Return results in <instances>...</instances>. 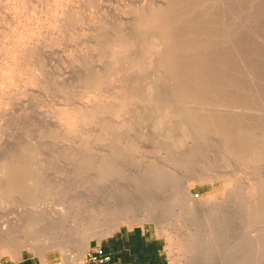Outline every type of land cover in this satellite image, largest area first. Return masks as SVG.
<instances>
[{
    "label": "rangeland",
    "instance_id": "obj_1",
    "mask_svg": "<svg viewBox=\"0 0 264 264\" xmlns=\"http://www.w3.org/2000/svg\"><path fill=\"white\" fill-rule=\"evenodd\" d=\"M134 1L135 0H0V164H2V162H5L12 163L13 165H22L24 164V160L28 157L26 163H31L32 167L34 165L33 174L34 176H36V181H38L39 178V182L41 183L40 186L48 185L47 188L50 187V190L54 191L55 193L61 194V199H65L66 194H68L64 202L65 205H68L66 207L67 209H63L66 213L63 214L62 217L61 215L56 216L58 218L61 217V219L52 218V216H50L51 214H48V220L51 219L54 223L50 220L51 223L49 224L45 232H43L42 230V232H39L37 235H34L32 233V235H29L28 233H26L27 236L24 232H21V234H23V236L21 235L22 238H20L21 236H18L21 230V228L19 229V222L21 221H19V219L17 218L19 217L17 211H19L18 209H20V206L18 207V203L20 204V200L18 201L17 195L15 194L12 196L10 201L6 200L5 202L1 199L2 197L0 194V200L4 201V203L2 202V204H0V207H2L0 209V227L3 223H5L6 225V223L9 222L6 226L7 229L10 228L11 230L8 229V232H13L11 234L9 233L10 235L5 232L6 236L4 233L3 235L2 232H0V264H6L13 259L20 258L23 254H29L31 256L35 255L42 258L43 260H45L46 257H49V264H65L67 262V258H69L67 254L71 252L76 254L77 257H80V255H78L79 252L72 245V243L74 242V240L80 237V235L86 232L84 230H86L88 226L87 220L98 221L96 224L97 226H99L97 230H100V232L98 231V234L103 235V232L101 233V230L108 229L110 227V224H112V218L115 216L114 212L109 210V208V212H107V207L104 204H112L116 199H119L122 196L123 191L129 192V196L131 197L134 195L133 198L138 203L136 205L139 208H142H138L139 210L135 209L136 211L134 209L132 210V214L134 213L135 216L131 214L126 217L123 216V218H127V220L124 219L112 234L127 226L133 227L137 225L148 224L153 229V231L162 238L165 244V255L168 257L169 264H199V262L200 264H207V261L211 260L208 258L215 255L214 252L217 249H212V247H209L212 251H210L208 248L206 250H201L197 246L200 247V245L203 244L202 242H204V238H207L205 236L207 235V233H209V230L211 228V224H209L207 218L205 217L207 215H204V213L207 209H211L212 206L216 204V208H214L213 210L211 209L212 211H214V217L212 220L214 223H217L220 228L226 226L224 227V229L221 228V231L224 232L226 230L225 232H227L228 230L227 233L231 236V240L229 243H227V246L229 248L235 249L236 262L238 258L240 262L241 258L243 259L244 257L243 262H246V264H253V262L254 264H264V221L262 222V220H264V201H261L262 199H264V194L262 193V191L264 192V182H262V179L264 180V152L263 157L259 155V152L255 153V155H258V158L256 156L252 158V156L248 154L249 152H247L250 158L247 157V154H243L242 158H244V156L245 158L240 159V154L238 155L236 151H233L234 155L230 150V152H227V149H229L230 147H228L227 145V143L229 144V140L227 138V142H225L226 140H224L225 133L229 129L230 130L228 131V133H232L233 131L231 132V130L234 127L231 126L229 128L227 126L228 128L226 129L225 127V132L220 131L218 133L219 128L218 126H216V129L218 130H215L214 133V125H216L219 122L218 119L220 120L221 118V116H217V110H219L218 115L221 114L222 117H224L225 114L226 116L228 114H231V117L234 120L231 119V117H228V119H231V121L229 119L231 125H236L235 129H237V131L239 129V132H241L242 130V132L245 131V134L247 133L249 139L255 136V139L258 138V140H261L260 138H262V143L264 145V66H262L264 64V18H262V16L264 15V0H254L255 5L257 4V6L253 4L252 0H250V4L246 3L249 0H235L236 3L234 2V0H204V2L203 0H201V5H199L201 2L200 0V2H197L198 0L195 2L194 0V3L192 0V3L189 0L191 7L190 4L188 5L186 1L184 2V0H178L181 3L179 2L180 5L176 4L177 6H174L175 2L172 3L170 1H167V5L169 4L168 8L174 7L175 10L173 14L176 12V17L179 10V12L181 13L183 11L188 12L182 14V16L180 14V18L179 16L177 17L179 20H177V23L174 26L175 31L173 32V37L175 36V38H173L172 45L174 47L177 46V42L179 44V40H181L182 38H184V40L186 38V41H184V43H191L190 46L192 45V41H190L191 39L194 40L196 38V41L194 42L196 43V45L200 43L198 44V46H196L200 54L196 53V55H194L196 51L191 52V54L196 56L197 59L202 58L201 60L203 62H201L203 65H199L201 66L199 67L200 74L198 73V71L197 74H194V70L192 71V77L191 72L188 73V71L186 70L184 73H187L189 76L185 75L186 77L185 79H183L184 81H182L180 76L177 75L181 74V71L184 67L186 68V63L188 64V66L192 63L193 55H191L190 58L188 54L187 56H189V59L186 56L185 58H183V60L180 59V61L177 60L178 62H174L175 65L177 64V73H175L176 75L170 73L168 75L167 73H164L162 74L161 78H158V80L157 77L154 76V67L152 68L151 65H149L150 63H146V61L143 62L141 60L142 64L139 61V64H141V66L138 64L137 69L134 67L135 73H137L138 71L139 73L135 75L133 69H131L132 72H130L131 70L129 68L131 65L129 66V63L131 61L133 63L141 53V51L149 45V43L146 42H150V38H148V36L150 35L147 34V31H143V24H141V22L139 21V16H141L142 13H148L149 8H152L151 6L154 7L156 4V2H152L153 0H150V3L152 5H149V3H147V1L149 2V0H143V2L137 0L136 2H139V4H136V2ZM145 1L150 7L148 5V8L146 7ZM141 2L144 4V6L140 4ZM222 2H224L225 5H223ZM232 2H234L236 5ZM170 3H172V5ZM195 3L197 4V6H194V8L193 4L196 5ZM213 3L215 4V7ZM207 5L208 9L206 8ZM200 6L202 10L200 9ZM225 6L226 9L224 8ZM230 6L232 7V9L230 8ZM248 6L250 7L248 8ZM244 7L247 12L245 11V9H243L242 11L241 8ZM135 8L138 9L135 10ZM193 8L194 11H192ZM209 8L212 9L211 13ZM260 8L262 11L259 10ZM190 9L192 12L190 11ZM219 9H221L220 13L218 12ZM248 9H250L251 11H249L250 14L248 13ZM206 10L209 11L205 13L204 11ZM201 11L202 13H200ZM239 11L242 12L240 13ZM217 12L219 13V15ZM191 13L192 16L190 15ZM208 13L210 14L209 16ZM251 13L253 14L252 16ZM171 14L169 12V17H174V15L171 16ZM255 14L257 19L255 18ZM200 15H202L204 19H202ZM247 15L250 18H248ZM193 17L198 18L197 23L193 21ZM241 17L242 20L240 19ZM181 18H183L182 22L180 20ZM194 20L196 21V18ZM218 20L221 21L219 22ZM139 23L142 27L138 26L140 25ZM188 24H190V26L188 27L189 31L187 32L185 28H187ZM227 24L228 26L226 28ZM222 25L224 26L225 32L227 31L226 35L224 34L225 32H221V30L223 31V28L220 27ZM205 27L206 31L204 30ZM232 27H234V29H232ZM200 28L202 29L201 32L198 31L200 30ZM208 28H210L209 30H211V33L209 32ZM228 28L229 30H227ZM192 29L194 30L193 32H191ZM195 31L198 32V35H196ZM137 32L139 35L137 34ZM189 32L192 34H190ZM212 32L214 35H216L213 36ZM216 32L219 33L217 34ZM182 33L184 37H182ZM141 36L143 38H141ZM146 36L149 40L146 39ZM196 36H199L198 38L200 39L202 38L200 42L197 41ZM176 37L177 39L180 37V39H178L177 41ZM206 37L208 38L207 41ZM218 37L219 40H217ZM226 37L227 41L229 40L228 42L225 39ZM174 39H176V41ZM223 39L225 40L223 41ZM119 40L121 42H119ZM239 40L241 42L243 41V43H241ZM128 41L129 43H131L130 45ZM215 41L216 45L219 44V46L214 45ZM246 41L249 43H247ZM118 42L121 43L120 45H122L120 49L122 53L118 51L120 48ZM133 42H135V44ZM173 42L176 44H174ZM182 43L183 41H181V44L179 45H182ZM187 43L185 46H187ZM220 43L222 46H220ZM113 46L114 49H116V47L118 46V50L114 51ZM132 46L134 48H132ZM137 46L138 50L141 49V51H139V54L137 53ZM190 46L188 47L189 49H191ZM192 47H195V44ZM230 47L231 49H233V51H229ZM239 47L240 49L245 47L246 50H239ZM207 48L209 50L211 49L210 52H208L209 50L206 51ZM132 49H135L133 53ZM219 49L220 52H218ZM225 49L226 52L229 51V55L225 53ZM212 50L216 51L213 52ZM248 50L249 53H247ZM112 51H114V54L119 58L112 57ZM123 52H125L124 55H128L124 57ZM211 52L213 54H216V52L218 54L221 53L220 55L214 54L216 57H218V60L214 55L212 56ZM204 53L208 58L209 63L213 60L212 62H214L215 65H213L212 62L210 64L206 62L205 64L203 59L205 58V61L208 60L206 59ZM209 53L211 54L210 57ZM222 53L224 55H228V57L225 56L224 61L222 59V57H224ZM248 54H250L251 56H248ZM135 56L137 57L135 58ZM194 56L193 58L195 59ZM229 56L231 58H229ZM120 57L122 59L128 58V60H120ZM248 57L250 60L248 59ZM139 58H141V54ZM186 58L188 60H186ZM254 58H256V60ZM200 59L196 61L198 62L200 61ZM215 59L216 61H218V63L215 61ZM226 59H228V61H226ZM245 59L246 61L249 60L247 64ZM220 60H222L221 64ZM136 61L134 63H136ZM123 62H125V65L122 64ZM194 62L195 61H193V63ZM180 63H183V68L180 67ZM127 64L129 67L127 66ZM143 64H146V66H143ZM112 65L113 67L115 65L114 69ZM205 65H207V67L208 65L209 67H213V72L211 70V67L210 69H208L209 67L206 68ZM217 65L218 67H216ZM234 65L236 66L235 68ZM110 66L111 68H108ZM106 67L108 68V70ZM116 67L118 68L117 70ZM125 67L127 69V73L124 70ZM179 67L180 69L178 70ZM202 67L204 70H207L206 74H210L209 76L207 75L206 77V74L204 73L206 70L204 71ZM215 67L217 73L215 72ZM251 67L253 69H251ZM255 67L256 69L254 70ZM148 68H151V70H149ZM219 68L220 70L218 71ZM237 68L238 70L240 68V71L242 72H237V70L235 71V69ZM259 68H261L262 70ZM110 69H112L114 72L116 71V73L110 74ZM242 69L244 70V72ZM196 70H198V68H196ZM221 70H223L224 72L226 71V74H230H228L227 76ZM233 70L235 71V74ZM201 71H203V74L201 73ZM218 72H220V74ZM213 73L215 74V77H213ZM221 73H223V77ZM218 74L221 75V81ZM236 74H238L240 78L238 77V75L235 76ZM110 75L113 80L110 79ZM190 75L193 83H191V80V82H187L190 79ZM204 76L206 80L204 79ZM201 78L204 79L202 83L198 82L202 80ZM210 78L213 80H210L209 82V80L207 79ZM168 79H171L172 81H168ZM229 79L231 81H229ZM238 79L240 80V83ZM243 79H245L246 82ZM178 80H181V82H179V86L177 85L178 83L176 84ZM194 80L195 84L198 85L197 87H194L197 94L195 90L190 87L191 84H194ZM206 81L207 83L204 84V82ZM212 81L214 82V84ZM224 81L225 83H223ZM241 81L244 82V84L249 83V85H244L241 83ZM173 82L175 85L172 84ZM221 82L224 85L226 84V82L228 84L231 82V84L229 85V87H227L228 84L224 86ZM235 82L239 84L240 88ZM210 83L216 87H213L214 91L216 90L215 96L217 97L215 98H213L214 91ZM165 84H168V88L167 85L165 86ZM183 84H186V86L188 85L187 88ZM195 84L194 86H196ZM235 84H237L236 86H238L239 88L237 89L238 91H236L235 89ZM171 85H174L175 88ZM181 85L184 87V90L182 88V91L181 88L178 89V87H182ZM243 85L247 88L244 89ZM122 86H124V88ZM125 86L127 87V91L129 89L128 92H126ZM201 86L203 89L201 88ZM143 87L144 91L145 88L151 87L152 89H154L155 87L157 89H154L156 92L155 94L158 97H156L155 95L156 101L154 100V103H152L153 99L147 102L143 100L141 102H138V100L136 101L135 99L133 107L132 105L134 100H132L131 98L135 97L136 92H140L141 90L143 92ZM160 87L161 93H159ZM170 88L173 92L174 90H176L177 93L174 95L176 91L173 93ZM226 88L227 90H225ZM167 89H169V91ZM190 89L192 91H190ZM230 89L231 92L229 91ZM232 89H235L236 93L238 92V94L235 95ZM131 90L132 92H130ZM217 90L218 92L222 90V98H220V93L218 94ZM228 91L230 92L229 98L228 96H226L228 95ZM240 91L242 92V94ZM178 92H180L181 95ZM248 92L251 93V95H249ZM183 93H185V95H182ZM211 93H213V96H211L210 98ZM231 93L234 94L236 98H233V95L230 96ZM122 95L124 96L122 97ZM171 95H174L173 98H175V100L171 97ZM162 96L166 97L164 98ZM188 96L189 98L191 97L192 100H188L189 98H186V100L184 101L185 97ZM238 96L242 99V101L240 100V98L238 99ZM181 97L182 101H178L181 99ZM129 98L131 99L130 103L132 104H129ZM169 98H171V101H169ZM216 98L220 99L219 102L215 101ZM201 99L203 100V105ZM222 99L223 101L226 100L227 105H225V101L224 103L223 101H221ZM229 99H231V102ZM233 99H237L238 103H235V100L234 104L231 105V103H233ZM247 99L251 101V103L254 100L253 103L255 104H250ZM199 102L201 103V105L199 104ZM244 102L248 103L244 104ZM257 102L263 107H260ZM123 103H127V105H129L130 107L127 105H123ZM160 103L161 105H159L160 107H158V104ZM168 103L170 105V108L167 114L164 112L163 108L165 106H168ZM205 103L207 105L209 104L210 106L208 105L206 107ZM211 103L213 105H217L218 103V105L220 104L222 108L218 107L217 105L218 109L215 106L213 109V105ZM221 103L223 104V106ZM119 104L122 105L123 108L126 106L125 109L121 110L119 108L121 107ZM155 104H157V106ZM118 105L119 107H117ZM141 105L144 107H142ZM188 105H190V108ZM236 105H239L238 108ZM224 106L226 108H229H227V112ZM230 106L232 109H230ZM183 107L187 108L186 111H188L190 115L195 114L194 118H192V116H189L187 112L184 111L185 108ZM209 107L212 110H210ZM233 107L237 109V111ZM245 107L247 108L246 110ZM115 108L118 111L115 110ZM174 108L177 111L181 112V114L187 115V118L189 116V120H192L190 122L188 120V125H185V129L183 130L181 129L183 127L181 125L182 123L179 120H181L182 118V120L184 119L185 121L186 116H179V112H176ZM195 108L197 113H195ZM249 108H251V111L249 110ZM254 108H257V111L254 110ZM223 109L225 110V114ZM240 109L241 115L238 114V116L240 115V117L238 118L237 113H239ZM243 109L244 111H246L245 113L243 112ZM128 110H130L131 112H128ZM155 110H161V113L159 111L156 112ZM213 110L214 113H212ZM152 111L154 114L152 113ZM208 112H210V115L207 114ZM234 112L236 113V115ZM172 113L173 118H170V115ZM201 113H205V115L208 117V121L211 120L209 123L212 126L210 125L209 128H207L210 130H207L206 128L201 129V131H199L200 128H198L197 130H193L197 125H200L201 118H206L207 120V117ZM246 114L248 117L246 116ZM174 115L176 116V118ZM214 115H216V117H214ZM243 115L247 117L246 119H248V121L244 119L245 117ZM234 116L236 117L237 121L235 120ZM259 117L262 118L263 122ZM212 119L214 121H212ZM238 120L239 122L240 120H242V123L240 122V125L244 129L241 130V127L237 126L239 125ZM253 120L255 121L256 127L254 125H250L253 124ZM256 120L259 123L256 122ZM232 121H234L235 124L232 123ZM179 124L182 126L181 128ZM155 125H159V127H161L156 130L154 129ZM171 125H175L178 129L175 126H172L173 128H171ZM245 125L248 129L247 131L245 129ZM211 127L214 128L211 129ZM251 128L252 130L253 128H255L254 130L257 131H253L251 133ZM189 132H191L192 135L189 134ZM187 133L189 136L187 135ZM221 133L223 135H221ZM23 137H25L26 141ZM248 137H246V139H248ZM236 142L238 141H234L235 144H237ZM238 146L239 143L237 145V148H239ZM84 152L85 155L83 154ZM236 153L238 156H236ZM23 154H25L27 157L25 158V155L23 156ZM260 157H262V161ZM256 159L257 162L259 161L258 163L256 162ZM244 160H246V162ZM84 161L91 162L93 166H90L94 168V172L92 171L93 169L90 168V171L87 172L89 173V177H86V173L84 179L81 177V179L78 178L77 180V175L76 173L74 174V171L79 170L78 168L80 164ZM260 161L262 163H260ZM101 163H103L105 166ZM145 166L154 168V171L158 170V176L160 174V171H163L165 174L167 173L168 176H172L170 177L172 180H174L173 178L176 175L179 179L178 181L182 182V185L179 183L181 185V188L183 187L182 189L187 188L189 190H192V193H194L196 198L198 197L197 203H203L201 207L198 209H194L192 211L193 215L187 216L185 213H188L189 215V203L191 202L185 200L182 202V207L177 205L178 208H175L173 210L175 213H177V216L174 214V216L170 217L168 213L169 211L167 209V211H165L167 205L165 206V208H163V210L161 207L160 210H158L157 213L154 214V216L151 215L152 217L143 215L142 213L144 205L142 203L144 202V198L146 199L147 195L143 191L142 193L139 191L140 193L136 194L135 191L138 189L136 188V186L138 185L136 180L140 181V184H143V182L145 181L144 185L140 186L139 184L140 187L138 190H143L141 189V187H143L144 189L160 187L157 181L158 179L154 181V179L157 178V171L152 172V169L150 167H147V171H144L146 170ZM101 168L102 170H100ZM148 168L150 169V172H148ZM98 170L102 173L103 177L110 176L112 180L108 183H104L105 185L101 184L97 188H88V182L86 184V181L88 180L86 178L90 179V176H92L94 173L96 174ZM146 173L153 174L150 176ZM164 173L161 174L164 175ZM177 178L175 179L177 180ZM79 180L84 181L85 183H81ZM132 180L133 182H136L137 185L133 183ZM258 180H260V182ZM258 182L259 185H257ZM132 183L134 184L135 194L131 192L133 191ZM145 183H152L153 185L150 184L151 187L147 188L148 185L146 186ZM168 184L171 183L166 182V185L163 184L161 186L162 191H165L164 196L162 194V191V196L160 195V193L158 196L161 198L162 202L166 201L163 203V205L165 203L168 204L170 198L169 194L171 196L170 192L171 188H173V184H171V186H169ZM255 184L256 187H254ZM185 185L187 186L185 187ZM260 186L263 188V190ZM84 187H86V189H84ZM252 187L255 188V190L252 191ZM74 190L77 191L74 192ZM63 191H65L66 194ZM64 194L65 196H62ZM55 196L58 197L59 195L56 194ZM123 196L122 198H124ZM226 196L227 199L229 198L228 200L226 199ZM139 198L142 199V202L139 201ZM79 201H81V203ZM251 201L252 206L250 208ZM101 205L102 207L105 206L106 211L101 207ZM194 217L196 218V220ZM15 219L16 221H18V224H16ZM220 219L222 222L220 221ZM194 220L198 222L195 223ZM204 220L206 221L207 225H210H208L209 227L205 224ZM13 222L16 225L11 224ZM261 222L263 226H261ZM17 225L19 226L16 230L17 232H14L13 230H15ZM201 225L203 228L201 227ZM193 226H195V228ZM196 227L200 230L198 229L197 231ZM194 229L196 233H194ZM243 230L247 232H243ZM82 231H84V233ZM255 231L257 232L255 233ZM193 233L195 234V237ZM199 233L203 236L199 237ZM246 233L248 234V236H246ZM74 234L75 238L76 236L78 237L72 240ZM228 234L226 235L229 238ZM1 235L3 238L1 237ZM249 235L250 237L255 236V238H249ZM108 236H102L101 239L96 238L92 240L84 256L80 257L79 264L91 263V256L94 248L99 246V244L102 246L103 242ZM196 236L198 239L196 238ZM258 238L260 239V241L258 240ZM23 240L25 243L22 242ZM71 240L73 242H71ZM196 242L197 245L195 244ZM238 243L240 244V246L237 247ZM20 246L21 248H19ZM184 246H187L186 249ZM210 246L212 245L210 244ZM14 247L15 249L16 247L18 248L14 250ZM213 247L215 246L213 245ZM12 249L14 250V252ZM247 249H249V252L247 251ZM198 250L201 251L199 252ZM220 250L227 251L226 249ZM74 251H77L78 253ZM194 252H196L197 256ZM212 253L213 256L211 255ZM203 256L204 258H202ZM245 256L248 257L246 258ZM206 259L207 261H205ZM255 259L259 260L255 263ZM204 261L207 263H205Z\"/></svg>",
    "mask_w": 264,
    "mask_h": 264
},
{
    "label": "bare ground",
    "instance_id": "obj_2",
    "mask_svg": "<svg viewBox=\"0 0 264 264\" xmlns=\"http://www.w3.org/2000/svg\"><path fill=\"white\" fill-rule=\"evenodd\" d=\"M132 1V0H131ZM137 0H135L134 2H136ZM140 1H142L143 2V0H140ZM147 1V0H146ZM146 1H145V4H146V7L148 8V6L149 5H152L151 3H150V0H149V2L147 1V3H149V5L146 3ZM167 1L169 2H172V3H174V6H177L178 4H179V2L180 1H178V0H153L152 2L154 3V2H156V4H155V6L153 7V6H151L152 8H149V10H148V13H142V15L141 14H139V15H141V16H139V15H137V16H139L140 17V19H139V21L141 22V24H143V27L141 26V24L140 25H138V26H141L142 27V29H143V31H147V34L148 35H150V36H148V38H150V42L148 41V42H146V43H149V45L148 46H146V48H144V50H142L141 51V49L140 50H138L137 48H138V46L136 47V49H137V53L139 54V51H141V58H139V56H140V54L138 55V57L137 56H135V61H136V63H132V61L129 63V66H130V70L131 69H133V71H134V73H135V69H134V67L137 69V67H138V64H139V61L141 62V64H142V61L143 62H145L146 61V63L147 62H149L150 64L149 65H151V67L153 68L154 67V76L155 77H157V80H158V78H161L162 77V74H168L169 75V73L170 74H175V73H177V69H176V67H177V64L175 65L174 64V62H178L177 60H179L180 61V59H182L183 60V58H185L188 54H189V56H190V58H191V55H193V54H191V52H194V51H196L195 53H194V55H196V53H199L200 54V52H199V50L197 49V47L196 46H198V44H200V43H198L197 45H196V43H194L195 41H196V38L194 39V40H192L191 38V40L190 41H192V45L190 46V44H188L187 42V46L189 45L190 46V48L191 49H189L187 46H185L186 45V43H184V41H186V38H185V40H184V38H182L181 40H179V44H181V41H183V43H182V45H179L178 44V42H177V46H173L172 45V41H173V38H175V36L173 37V32L175 31L174 30V26H175V24L177 23V20H179L177 17L179 16V18L182 16V14H185V13H188V12H179L178 11V13H177V17H176V12L173 14V12H174V7H169L168 8V6H169V4L167 5ZM176 1H177V3H176ZM183 1V0H182ZM186 1V3L189 5L190 4V2H189V0H184V2ZM191 1V0H190ZM193 1V3H194V0H192ZM192 1H191V3H192ZM197 0H195V2H196ZM201 1V0H200ZM199 0L197 1V2H200ZM206 1V0H205ZM211 1H213V0H211ZM222 1V0H221ZM220 1V2H221ZM229 1V0H228ZM240 1H243V0H240ZM259 1V0H258ZM258 1H256V2H258ZM140 3L141 5H143L144 6V4L143 3ZM203 2H204V0H203ZM219 2V1H218ZM234 2L236 3V1L234 0ZM234 2H232V3H234ZM245 2V1H244ZM252 2H253V4L255 5V1L254 0H252ZM252 2H251V4H252ZM133 3V2H132ZM139 4V2H136V4ZM172 3H170L171 5H172ZM181 3V2H180ZM201 3H202V1L200 2V4L199 5H201ZM214 3H215V1H214ZM213 3V4H214ZM223 3V5H225L224 4V2H222ZM227 3V2H226ZM234 3V4H235ZM240 3V2H239ZM246 3H249L250 4V0L249 1H247ZM177 4V5H176ZM196 4V3H195ZM210 4V3H209ZM248 4V5H249ZM148 5V6H147ZM180 5V4H179ZM184 5H185V3H184ZM236 5V4H235ZM253 5V6H254ZM142 6V7H143ZM194 6H197V4L196 5H194L193 4V7ZM221 6V5H220ZM246 6V5H245ZM255 6H257V4L255 5ZM259 6V5H258ZM150 7V6H149ZM180 7V6H179ZM188 7V6H187ZM190 7H191V4H190ZM214 7H215V4H214ZM217 7H219V6H217ZM216 7V8H217ZM229 7V6H228ZM239 7V6H238ZM241 7V6H240ZM250 6H248V8H249ZM132 8V7H131ZM189 8V7H188ZM195 8V7H194ZM194 8H193V10L192 11H194ZM205 8V7H204ZM207 9H208V5H207V7H206ZM225 9H226V6L224 7ZM230 8L232 9V7L230 6ZM138 9V8H137ZM136 8H135V10H137ZM178 9V8H177ZM199 9V8H198ZM200 9H201V6H200ZM199 9V10H200ZM210 9V8H209ZM214 9V8H213ZM242 9V11H243V9H245V7L244 8H241ZM254 9H255V7H254ZM134 10V11H135ZM170 10H172V11H170ZM183 10V9H182ZM188 10V9H187ZM202 10V9H201ZM205 10V9H204ZM211 10L212 9H210V13H211ZM236 10V9H235ZM239 10H240V8H239ZM259 10H261V8L259 9ZM264 10V9H263ZM177 11V10H176ZM190 11H191V9H190ZM191 11V12H192ZM209 10H206V11H204L205 13L206 12H208ZM220 11H221V9H219L218 10V12L220 13ZM237 11H238V9H237ZM236 11V12H237ZM241 11V12H242ZM245 11L247 12V10L245 9ZM249 11H250V9H248V13H249ZM252 11H253V9H252ZM258 11V10H257ZM262 11V10H261ZM260 11V12H261ZM137 12V11H136ZM135 12V13H136ZM169 12H170V14H171V12H172V14H171V16L172 15H174V17L172 16V17H169ZM196 12H197V10H196ZM196 12H195V14H196ZM213 12H214V10H213ZM217 12V13H218ZM228 12H229V10H228ZM227 12V13H228ZM232 12H234V11H232ZM231 12V13H232ZM240 12V11H239ZM240 12V13H241ZM246 12H245V15H246ZM251 12V11H250ZM259 12V13H260ZM139 13V12H138ZM200 13H202V11L200 12ZM219 13H218V15H219ZM222 13V12H221ZM258 13V12H257ZM263 13H264V11H263ZM126 14V13H125ZM180 14H181V16H180ZM197 14H198V12H197ZM204 14V13H203ZM238 14V13H237ZM250 14V13H249ZM248 14V15H249ZM191 16H192V13L190 14ZM205 15V14H204ZM210 14L208 13V16H209ZM240 15V14H239ZM247 15V16H248ZM253 14L251 13V16H252ZM127 16V15H126ZM187 16V15H186ZM201 17H202V19H204V17L202 16V15H200ZM206 16H207V14H206ZM216 16H217V14H216ZM242 16V15H241ZM264 16V15H263ZM262 16V18H264ZM220 17V16H219ZM223 17V16H222ZM194 18V17H193ZM192 18V19H193ZM196 18V21L194 20ZM194 19H193V21L195 22V23H197V17H195ZM227 18V17H226ZM230 18V17H229ZM248 18H250L249 16H248ZM252 18V17H251ZM255 18H256V14H255ZM254 18V19H255ZM182 19L183 18H181L180 20H181V22H182ZM208 19V18H207ZM206 19V20H207ZM223 19V18H222ZM225 19V18H224ZM231 19H233V18H231ZM241 20H242V17L240 18ZM245 19V18H244ZM257 19V18H256ZM259 19V18H258ZM250 20V19H249ZM192 21V20H191ZM219 22L221 21V20H218ZM231 21V20H230ZM254 21V20H253ZM198 22H199V20H198ZM215 22H216V19H215ZM223 22H225V21H223ZM222 22V23H223ZM227 22V21H226ZM261 22V21H260ZM193 23V22H192ZM213 24H214V21H213ZM219 24V23H218ZM231 24V23H230ZM187 25V24H186ZM194 25V24H193ZM196 25V24H195ZM234 25V24H233ZM183 26V25H182ZM190 26V24H188V26H187V28H185V30H187V32L189 31V29H188V27ZM209 26V25H208ZM213 26V25H212ZM227 26H228V24L226 25V28H227ZM207 27V26H206ZM206 27L204 28V30L206 29ZM220 27H222L223 28V31L221 30V32L223 33V32H225V29H224V26L222 25V26H220ZM230 27H231V25H230ZM235 27V26H234ZM234 27H232V29H234ZM199 28V27H198ZM215 28V27H214ZM236 28V27H235ZM196 29H197V27H196ZM210 28H208V30H209ZM201 28H200V30H198V31H200L201 32ZM203 30V31H204ZM216 30V29H215ZM227 30H229V28L227 29ZM231 30V29H230ZM182 31H183V29H182ZM194 30L192 29V31L191 32H193ZM206 31V30H205ZM211 30H209V32H210ZM135 32V31H134ZM196 32V31H195ZM199 32V33H200ZM220 32V33H221ZM190 33V32H189ZM198 32H196V35H198L197 34ZM211 33V32H210ZM217 34L219 33V32H216ZM226 33H227V31L224 33L225 35H226ZM230 33H231V31H230ZM103 34V33H102ZM128 34H129V32H128ZM137 34H138V32H137ZM136 34V35H137ZM190 34H192V33H190ZM189 34V35H190ZM195 34V33H194ZM202 34H203V32H202ZM207 34H209V33H207ZM212 34H213V32H212ZM223 34V35H224ZM139 35V34H138ZM137 35V36H138ZM146 35V34H145ZM201 35V34H200ZM211 35V34H210ZM216 35V34H215ZM214 34H213V36H215ZM224 35V36H225ZM229 35V34H228ZM135 36V35H134ZM147 36H146V39H147ZM207 36V35H206ZM129 37V36H128ZM140 37V36H139ZM182 37H184L183 36V33H182ZM189 37H191V36H189ZM188 37V38H189ZM197 37V36H196ZM199 37V36H198ZM197 37V41H199L200 42V40L202 39H200V38H198ZM101 38V37H100ZM126 38V37H125ZM141 38H143L142 36H141ZM216 38H217V36H216ZM215 38V39H216ZM222 38V37H221ZM228 38H229V36H228ZM138 39V38H137ZM145 39V38H144ZM145 39V40H146ZM176 39H177V37H176ZM176 39H174L175 41H176ZM178 39H180V37L178 38ZM178 39H177V41H178ZM207 37H206V41H207ZM211 39V38H210ZM226 39V41H227V37L225 38ZM225 39H223V41L225 40ZM126 40V39H125ZM147 40H149V39H147ZM146 40V41H147ZM205 40V39H204ZM204 40H203V42H204ZM217 40H219V37H218V39ZM246 40V39H245ZM189 41V42H190ZM209 41V40H208ZM213 41H214V39H213ZM229 41V40H228ZM227 41V42H228ZM240 41V40H239ZM116 42V41H115ZM119 42H121L120 40H119ZM118 42V43H119ZM135 42H136V40H135ZM135 42H133L134 44H135ZM171 42V43H170ZM221 42H222V40H221ZM226 42V43H227ZM231 42V41H230ZM241 42V41H240ZM240 42H239V45H240ZM247 42V41H246ZM128 43H129V41H128ZM174 43V42H173ZM206 43H208V42H206ZM205 43V44H206ZM211 43V42H210ZM241 43H243V41L241 42ZM247 43H249V42H247ZM121 43H119L118 45H120ZM131 43H129V45H130ZM170 44V45H169ZM174 44H176V43H174ZM195 44V47H192L193 45ZM213 44V43H212ZM218 44V43H217ZM237 44H238V42H237ZM112 45H113V43H112ZM116 45V44H115ZM133 45V44H132ZM173 47H172V46ZM214 45H216V41H215V43H214ZM229 45V44H228ZM250 45V44H249ZM121 46L122 45H120L118 48H119V50H118V48L116 47V49H114V46H113V49H114V51H116V50H118V51H120V49H121ZM211 46V45H210ZM216 46H219V44L218 45H216ZM220 46H222L221 45V43H220ZM225 46V45H224ZM224 46H223V48H224ZM232 46V45H231ZM237 46V45H236ZM255 46V45H254ZM215 47V46H214ZM242 47V46H241ZM132 48H134L133 46H132ZM199 48V47H198ZM206 48V47H205ZM209 48V47H208ZM206 49V51L207 50H209V49ZM211 48V47H210ZM213 48V47H212ZM236 48V47H235ZM123 49V48H122ZM125 49H126V47H125ZM200 49V48H199ZM215 49H217V48H215ZM221 49V48H220ZM220 49H219V51L218 52H220ZM238 49V48H237ZM241 49H245V47H243V48H241ZM240 49V47H239V50H241ZM254 49V48H253ZM256 49V48H255ZM133 50V49H132ZM135 50V49H134ZM134 50L132 51V53L134 52ZM211 50V49H210ZM210 50L208 51V52H210ZM230 50H232L233 51V49H231V47L229 48V51ZM246 50V49H245ZM252 50V49H251ZM250 50V51H251ZM114 51H112L113 52V56L112 57H118V56H116L115 54H114ZM117 51V52H118ZM202 51V50H201ZM204 51V50H203ZM213 51V50H212ZM214 51H216V50H214ZM213 51V52H214ZM222 51V50H221ZM229 51L228 52H226V49H225V53H227L228 55H229ZM121 52V51H120ZM243 52V51H242ZM246 52V51H245ZM122 53V52H121ZM129 53V52H128ZM137 53H136V55H137ZM212 53V52H211ZM223 53H224V51H223ZM222 53V54H223ZM247 53H249V50H248V52ZM111 54V53H110ZM117 54V53H116ZM125 54V52H123V56L125 57V56H127V55H124ZM206 54H207V52H206ZM215 54V53H214ZM213 53H212V56L214 55ZM218 53L216 52V54L215 55H217ZM221 54V53H220ZM220 54H218V55H220ZM227 54H223L224 55V57H222V59H223V61H224V58H225V56H227L228 57V55ZM231 54H232V52H231ZM246 54V53H245ZM244 54V55H245ZM256 54V53H255ZM115 55V56H114ZM118 55V54H117ZM119 55H120V53H119ZM134 55H135V53H134ZM193 55V56H194ZM204 55H205V53H204ZM214 55V56H215ZM250 54H248V56H249ZM122 56V57H123ZM189 56H187V58L189 57ZM193 56H192V63L188 66V64L186 63V68L184 67H182V64H181V66L180 65H178V66H180L181 68H183L182 69V71H181V74H178L177 76H180V78L182 79V81H184L183 79H185V75H188L187 73H184L186 70L188 71V73L189 72H191V75H192V71H194L195 70V72H194V74H197V71H198V73H199V71H200V68L199 67H201L203 64H202V58L200 59V58H196V56H194L195 57V59L193 58ZM211 56V54L209 53V57ZM234 56V55H233ZM247 56V55H246ZM251 56V55H250ZM201 57H202V55H201ZM205 57H206V55H205ZM254 57V56H253ZM110 58V57H109ZM119 58V57H118ZM186 58V60H188ZM215 58H217V60H218V57H216L215 56ZM229 58H231L230 56H229ZM246 58V57H245ZM111 59V58H110ZM122 58L120 57V60H121ZM125 59H127L128 60V58H124V59H122V60H125ZM132 59V58H131ZM200 59V61H196V60H199ZM206 59L208 60V58L206 57ZM214 59V58H213ZM248 59H249V57H248ZM255 60H256V58H254ZM126 60V61H127ZM133 60V59H132ZM142 60V61H141ZM204 60V62H205V64H206V62L207 63H209V60L208 61H205V58L203 59ZM233 60V59H232ZM250 60V59H249ZM249 60H247L246 61V59H245V61H246V64H247V62L249 61ZM193 61H195L194 63H193ZM202 61V62H201ZM213 61V60H212ZM212 61H210V63L212 62ZM215 61H216V59H215ZM221 61L222 60H220V64H221ZM226 61H228V59H226ZM231 61V60H230ZM254 61V60H253ZM253 61H252V63H253ZM259 61V60H258ZM261 61V60H260ZM122 62V61H121ZM163 62V63H162ZM186 62V61H185ZM189 62H190V60H189ZM188 62V63H189ZM217 63H218V61H216ZM255 62V61H254ZM117 63V62H116ZM209 63V64H210ZM213 63V65H215L214 64V62H212ZM258 63V62H257ZM122 64H124L125 65V62H123ZM141 64H139L140 66H141ZM235 64V63H234ZM185 65V64H184ZM199 65H201V66H199ZM212 65V64H211ZM224 65V64H223ZM232 65V64H231ZM253 65H254V63H253ZM253 65H252V67H253ZM258 65V64H257ZM123 66V65H122ZM127 66H128V64H127ZM128 66V67H129ZM143 66H146V64L144 65L143 64ZM148 66V65H147ZM188 66V67H187ZM226 66V65H225ZM227 66H228V64H227ZM233 66V65H232ZM262 66H264V64L262 65ZM102 67V66H101ZM112 67H113V65H112ZM114 67H115V65H114ZM114 67H113V69H114ZM133 67V68H132ZM180 67L178 68V70L180 69ZM205 67L206 68H208L209 67V65H208V67H207V65H205ZM211 67V66H210ZM210 67L208 68V69H210ZM216 67H218V65L216 66ZM216 67H215V72H216ZM236 66L234 65V68H235ZM251 67V69H253ZM258 67V66H257ZM261 67V66H260ZM107 68V67H106ZM108 68H111V66L110 67H108ZM108 68H107V70H108ZM140 68V67H139ZM196 68H198V70H196ZM212 69V72H213V67H211ZM249 68H250V66H249ZM263 68V67H262ZM118 68L116 67V70H117ZM123 69V68H122ZM149 70H151V68H148ZM202 69H203V67H202ZM256 69V67L254 68V70ZM259 69H261V68H259ZM264 69V68H263ZM125 71H126V73H127V69H126V67H125V69H124ZM129 70V71H130ZM204 70V69H203ZM206 70V69H205ZM204 70V71H205ZM220 70V68L218 69V71ZM232 70V69H231ZM230 70V71H231ZM237 70V72L239 71V72H242V71H240V68H239V70H238V68L237 69H235V71ZM243 70V69H242ZM262 70V69H261ZM110 74L111 73H116V71L114 72L112 69H110ZM138 71V70H137ZM141 71V70H140ZM209 71V70H208ZM222 72H224L223 70H221ZM220 71V72H221ZM229 71V70H228ZM235 71L233 70V72H234V74H235ZM130 72H132V70L130 71ZM203 71H201V73H202ZM206 72H207V70L204 72L205 74H206ZM220 72H218L219 74H220ZM243 72H244V70H243ZM259 72V71H258ZM117 73H119V72H117ZM137 73H139V71L137 72ZM137 73H135V75L137 74ZM152 73V72H151ZM210 73V72H209ZM217 73V72H216ZM200 74V73H199ZM199 74H198V77H199ZM203 74V73H202ZM202 74H201V76H202ZM204 74V75H205ZM214 74V73H213ZM218 74V76L220 77V81H221V75H222V77H223V73H221V75H219ZM224 74H226V71L224 72ZM228 74H230V73H227L226 75L228 76ZM239 74V73H238ZM238 74H236L235 76H237ZM260 74V73H259ZM130 75H131V73H130ZM132 75H134V74H132ZM167 75V76H168ZM176 75V74H175ZM191 75H190V79L188 80L187 78V82H189L190 80L192 81H190L191 83H193V80L191 79ZM207 75H208V73L206 74V77H207ZM210 75V74H209ZM208 75V76H209ZM232 75V74H231ZM230 75V76H231ZM258 75V74H257ZM163 76H165V75H163ZM174 76V75H173ZM189 76V75H188ZM200 76V77H201ZM260 76V75H259ZM171 77V76H170ZM170 77H168V78H170ZM192 77H193V75H192ZM213 77H215V74L213 75ZM225 77V76H224ZM233 77V76H232ZM238 77L240 78V76L238 75ZM243 77V76H242ZM242 77H241V79H242ZM245 77V76H244ZM262 77V76H261ZM165 78V77H164ZM167 78V77H166ZM176 78V77H175ZM179 78V79H180ZM189 78V77H188ZM194 78H195V76H194ZM110 79H112L113 80V78H111V75H110ZM155 79V78H154ZM177 79V78H176ZM199 79V78H198ZM202 79V78H201ZM204 79L206 80V78H205V76H204ZM204 79H202V80H200V81H198V82H200V83H202V81L204 80ZM224 79V78H223ZM231 79H233V78H231ZM234 79H235V77H234ZM157 80H156V82H157ZM167 80V79H166ZM169 80H171V79H168V81ZM207 80H209V82H210V80H213V79H207ZM243 80H245V79H243ZM172 81V80H171ZM174 81V80H173ZM197 81H196V83H197ZM229 81H231L230 79H229ZM234 81V80H233ZM236 81H237V79H236ZM238 81H239V83H240V80L238 79ZM162 82V81H161ZM179 82H181V80L179 81L178 80V82H176V84L179 86L180 84H179ZM186 82V83H187ZM213 82V81H212ZM245 82H246V80H245ZM164 83H165V79H164ZM205 83H207V81L206 82H204V84ZM218 83H220V82H218ZM222 83V82H221ZM223 83H225V81L223 82ZM222 83V84H223ZM235 83H237V82H235ZM241 83L242 84H244V82H242L241 81ZM170 84V83H169ZM172 84H174V82L172 83ZM194 84H195V80H194ZM194 84H191V86L190 87H192L193 88V90H195V88L194 87H197L198 85L197 84H195L196 86H194ZM203 84V85H204ZM213 84H214V82H213ZM213 84H211L210 83V85L212 86V89H213V87L214 88H216ZM226 84H228L227 82H226ZM225 84V85H226ZM231 84V82L227 85V87H229V85ZM233 84H234V82H233ZM233 84H232V86H233ZM238 84V83H237ZM237 84H235V86L237 85ZM127 85V84H126ZM167 85V88H168V84H165V86ZM175 85V84H174ZM174 85H171L172 87H174L175 88V86ZM177 85H176V88H177ZM186 88H187V86H186V84H183ZM201 85V84H200ZM199 85V86H200ZM209 85V84H208ZM224 85V84H223ZM224 85V86H225ZM244 85H249V83L248 84H244ZM243 85V86H244ZM130 86V85H129ZM158 86V85H157ZM161 86V85H160ZM182 86V85H181ZM231 86V87H232ZM238 86H239V84H238ZM238 86H236V91H238L237 89H239L240 88V86H239V88H238ZM123 88H124V86H122ZM126 87V86H125ZM156 87V86H155ZM154 87V89H156ZM169 87H170V85H169ZM133 88V87H132ZM162 88H164V87H162ZM179 88H181V91H182V88H183V90H184V87L182 86V87H178V89ZM185 88V89H186ZM200 88V87H199ZM201 88H202V86H201ZM243 88V87H242ZM247 87L246 86H244V89H246ZM250 88V87H249ZM139 89V88H138ZM147 89V90H146ZM154 89H152L151 87H149V88H145V91H144V87H143V92H142V90L140 91V92H136V94H135V97H132L131 99L132 100H134L133 101V107H134V102H135V99H136V101L138 100V102L140 101H149V100H152V103H154V100L156 101V98H155V90ZM161 89V87L159 88V90ZM203 89V88H202ZM235 89L233 90V92L235 93V95H237L238 94V92L236 93V91H235ZM123 90V89H122ZM133 90V89H132ZM132 90L130 91V92H132ZM157 90V89H156ZM168 91H169V89H167ZM170 90H171V88H170ZM209 90V89H208ZM224 90V89H223ZM225 90H227V88L225 89ZM241 90V89H240ZM251 90V89H250ZM128 91H129V89H128ZM127 91V87H126V92H128ZM172 91V90H171ZM176 90H174V92H175ZM186 91V90H185ZM190 91H192L191 89H190ZM200 91V90H199ZM198 91V92H199ZM213 91H214V89H213ZM216 91V90H215ZM215 91H214V97L213 98H215V97H217V96H215ZM222 91V90H221ZM221 91H219L218 92V90H217V92H218V94L220 93V98H222V95H221ZM230 92H231V89L229 90ZM228 91V95H226V96H228V98H229V92ZM242 91V90H241ZM240 91V92H241ZM244 91H246V90H244ZM248 91V90H247ZM173 92V91H172ZM173 92V93H174ZM187 92V91H186ZM195 92H196V90H195ZM208 92V91H207ZM232 92V93H233ZM249 92H251V91H249ZM248 92V93H249ZM159 93H161V90H160V92ZM168 93H171V92H168ZM177 93V91L174 93V95ZM178 93H180V92H178ZM190 93V92H189ZM209 93V92H208ZM231 93V95L230 96H232L233 95V98L235 97L234 96V94H232ZM248 93H246V94H248ZM195 94V93H194ZM196 94H197V92H196ZM212 94V95H211ZM210 94V98H211V96H213V93H211ZM224 94V93H223ZM227 94V93H226ZM241 94H242V92H241ZM127 95V94H126ZM130 95H132V94H130ZM174 95H171V97L173 98V96ZM180 95H181V93H180ZM182 95H185V93H183ZM202 95H203V93H202ZM249 95H251V93H249ZM124 95H122V97H123ZM160 96V95H159ZM177 96V95H176ZM189 96H192V95H189ZM189 96L188 97H185V99H184V101L186 100V98H189ZM156 97H158L157 95H156ZM162 97H166V96H162ZM200 97V96H199ZM250 97V96H249ZM155 98V99H154ZM193 98V97H192ZM224 98V97H223ZM231 98V97H230ZM236 98V97H235ZM240 97L238 96V99H239ZM243 98H245V97H243ZM247 98V97H246ZM251 98V97H250ZM130 98H129V104H132V103H130V100H131ZM161 99V98H160ZM160 99H159V101H160ZM170 100L169 101H171V98H169ZM174 100H175V98H173ZM172 99V100H173ZM194 99H195V97H194ZM204 99H205V97H204ZM218 98H216L215 99V101H218L219 102V100L220 99H218ZM249 99V98H248ZM247 99V101L248 102H250V104H255V103H253L254 102V100L253 99H251V100H253V102L251 103V101H249ZM126 100V99H125ZM124 100V101H125ZM164 100H168V99H164ZM188 100H192L191 99V97L188 99ZM202 100V99H201ZM212 100V99H211ZM230 100V102H231V99H229ZM236 100V101H235ZM233 99L232 101H233V103H231V105L232 104H234V101H235V103L238 101L237 99ZM240 100L242 101V99L240 98ZM122 101V100H121ZM127 101V100H126ZM158 101V102H159ZM168 101V102H169ZM178 101H182V97H181V99L180 100H178ZM200 101V100H199ZM214 101V100H213ZM221 101H223V99L221 100ZM225 101V105H227L226 103V100H224ZM224 101H223V103H224ZM244 101V100H243ZM163 102V101H162ZM165 102V101H164ZM192 102V101H191ZM191 102H190V104H191ZM194 102V101H193ZM248 102H244V104L246 103H248ZM263 102H264V99H263ZM166 103H167V101H166ZM209 103V102H208ZM229 103V102H228ZM238 103V102H237ZM243 103V102H242ZM260 103V102H259ZM170 104H171V102H170ZM198 104V103H197ZM199 104L201 105V103L199 102ZM206 104V103H205ZM212 104V103H211ZM222 104V103H221ZM250 104H249V106H250ZM257 104H258V102H257ZM261 104V103H260ZM120 105V104H119ZM119 105L117 106V107H119ZM123 105H127V103L125 104V103H123ZM149 105H150V103H149ZM156 106H157V104H155ZM159 105H161V103L160 104H158V107H160ZM166 105V104H165ZM168 106H165L163 109H164V112L165 113H167L168 111H169V108H170V105H169V103L167 104ZM174 105V104H173ZM193 105V104H192ZM191 105V106H192ZM202 105H203V100H202ZM209 105V104H208ZM207 104H206V107L208 106ZM213 105V104H212ZM217 105H218V103H217ZM217 105H213V109H214V106L217 108ZM229 105V104H228ZM259 105V104H258ZM121 107H122V105H120ZM127 106H129V105H127ZM142 106V105H141ZM147 106V105H146ZM164 106V105H163ZM177 106V105H176ZM181 106V105H180ZM189 106V108H190V105H188ZM210 106V105H209ZM222 106H223V104H222ZM237 106V105H236ZM239 106V105H238ZM238 106H237V108H238ZM260 107H263V106H261V105H259ZM116 107V108H117ZM121 107H119L121 110L122 109H125V107L123 108H121ZM130 107V106H129ZM142 107H144V106H142ZM141 107V108H142ZM155 107V106H154ZM174 107V106H173ZM187 107V106H186ZM195 107V106H194ZM218 107H221L220 106V104L218 105ZM225 107V106H224ZM115 108V110H117ZM157 108V107H156ZM177 108V107H176ZM183 108H185V107H183ZM188 108V107H187ZM187 108H185V110L184 111H186V109ZM210 108V107H209ZM211 108H212V106H211ZM210 108V110H212ZM215 108V109H216ZM222 108V107H221ZM226 108V107H225ZM228 108V107H227ZM227 108H226V112H227ZM234 108V107H233ZM243 108V107H242ZM127 109V108H126ZM171 109H172V107H171ZM171 109H170V111H171ZM175 109V108H174ZM182 109V108H181ZM192 109V108H191ZM190 109V110H191ZM199 109V108H198ZM208 109V108H207ZM218 109V108H217ZM229 109V108H228ZM230 109H232L231 108V106H230ZM235 109V108H234ZM233 109V110H234ZM247 108L245 107V110H246ZM251 108H249V110H250ZM259 109V108H258ZM189 110V111H190ZM206 110V109H205ZM236 111H237V109H235ZM234 110V111H235ZM248 110V111H249ZM254 110H256L257 111V108L255 109L254 108ZM263 110H264V108H263ZM262 110V111H263ZM118 111V110H117ZM125 111H127V110H125ZM130 110H128V112H129ZM156 111V110H155ZM160 113H161V110H158ZM158 111H156V112H158ZM175 111L176 112H179V111H177L176 109H175ZM180 111H182V110H180ZM183 111V112H184ZM193 111V110H192ZM191 111V112H192ZM199 111V110H198ZM208 111V110H207ZM218 111L219 110H217V116H221V118H220V120L218 119V123L216 124V125H214L215 126V128H214V133H215V130H218V129H216V126H218V128H219V130H218V133L221 131V132H225L226 131V129L229 127H234V128H232V130H231V132L233 133H228V131L230 130H228L226 133H225V137H224V140H226V138L229 140H226L225 142H229V144L227 143V145H228V147H229V149H227L226 151L227 152H230V151H232V153H233V151H236L237 153H238V155L240 156V159L242 158V155L243 154H247V152H249L248 154L249 155H251L252 156V158L253 157H257L258 155L256 154L255 155V153H257V152H259V155H261L262 157H263V152H264V145H263V143H262V138H260L261 140H258V138L257 139H255V137H251V139H249V137H248V135H247V133L245 134V131L244 132H242L243 130L242 129H244V128H242V126L240 125V122L242 123V120H240V122H239V120H238V122H239V125H237L238 127H241V132H239V130L237 131V129H235V126L236 125H231L230 124V121H231V119H233L232 117H231V114H228L227 116H226V114H225V110L223 109V111H224V114H225V116L224 117H222V115L220 114V115H218ZM222 111V110H221ZM220 111V112H221ZM240 111H241V109L239 110V113H237V116H238V114H240ZM247 111V112H248ZM251 111V110H250ZM253 111V110H252ZM131 112V111H130ZM176 112H175V114H176ZM187 112V114L189 115V116H192V118H194V115H190L189 114V112L188 111H186ZM205 112V111H204ZM243 112L245 113L246 111H244V109H243ZM152 113H153V111H152ZM193 113V112H192ZM195 113H197V111H196V108H195ZM210 112H208L207 114H209ZM212 113H214V110L212 111ZM211 113V114H212ZM216 113V112H215ZM223 113V112H222ZM232 113V112H231ZM235 113V112H234ZM233 113V114H234ZM154 114V113H153ZM168 114V113H167ZM179 114V116H184L183 114H181V112H179L178 113ZM201 114H203V115H205V113H201ZM223 114V115H224ZM262 114H263V112H262ZM160 115V114H159ZM197 115V114H196ZM210 115V114H209ZM230 115V116H229ZM235 115H236V113H235ZM241 115V114H240ZM240 115L238 116V118L240 117ZM260 115V114H259ZM171 117L170 118H173V113L170 115ZM175 116V115H174ZM186 116V117H185ZM184 117H185V121H184V119L182 120V118H181V120H179L182 124V126L180 125V128L183 130V129H185L184 128V126L185 125H188L187 123H188V120H189V116H188V118H187V115H185ZM206 116V115H205ZM205 116H204V118H205ZM213 116V115H212ZM244 116V115H243ZM242 116V117H243ZM246 116H247V114H246ZM262 116V115H261ZM260 116V117H261ZM197 117V116H196ZM202 117V116H201ZM207 117V116H206ZM211 117V116H210ZM214 117H216V115H214ZM228 117H231V119H230V121H229V119H228ZM242 117H241V119H242ZM245 117V116H244ZM248 117V116H247ZM247 117H245L244 119H246ZM252 117V116H251ZM250 117V118H251ZM259 117V118H260ZM164 118V117H163ZM175 118H176V116H175ZM218 118V117H217ZM234 118H235V120H236V117L234 116ZM254 118V117H253ZM256 118H258V117H256ZM264 118V117H263ZM166 119V118H165ZM211 119V118H210ZM209 119V120H210ZM216 119V118H215ZM252 119V118H251ZM255 119V118H254ZM261 119V121H262V118H260ZM152 120V119H151ZM160 120V119H159ZM158 120V121H159ZM164 120V119H163ZM203 120H206V118L205 119H203V118H201V121H200V119H199V121H200V125H197L196 127L195 126H193V127H195L193 130H197L198 128H200V130L199 131H201V129H203V128H209V126L211 125L209 122L211 121H208V117H207V120L206 121H203ZM234 120V119H233ZM247 121H248V119H246ZM168 121H169V117H168ZM190 121H192V120H189V122ZM197 121V120H196ZM208 121V122H207ZM212 121H214L213 119H212ZM237 121V120H236ZM247 121H246V125H247ZM254 121V120H253ZM252 121V123L253 124H250V125H254L255 127H256V124H255V121L253 122ZM161 122V121H160ZM165 122V121H164ZM216 122H217V120H216ZM215 122V123H216ZM244 122V121H243ZM256 122H258L257 120H256ZM263 122V121H262ZM197 123H199V122H197ZM232 123H234V121H232ZM245 123V122H244ZM259 123V122H258ZM157 124V123H156ZM169 124H170V122H169ZM214 124V123H213ZM235 124V123H234ZM238 124V123H237ZM260 124H261V122H260ZM164 125H165V123H164ZM177 125V124H176ZM230 125V126H229ZM246 125H245V129H246V131L248 130L247 128H246ZM172 126H175V125H171V128H173ZM200 126V127H199ZM212 126V125H211ZM228 126V127H227ZM244 126V125H243ZM249 126V125H248ZM161 127V126H160ZM159 127V125L158 126H156L155 125V127H154V129H156V130H158V128H160ZM167 127V126H166ZM176 127V126H175ZM188 127V126H187ZM225 127H226V129H225ZM169 128H170V125H169ZM177 128V127H176ZM192 128V127H191ZM190 128V129H191ZM212 127H211V129H213ZM249 128V127H248ZM259 128V127H258ZM261 128H262V126H261ZM178 129V128H177ZM188 129V128H187ZM189 129V130H190ZM255 128H253V130H252V128H251V133L253 132V131H257V130H254ZM163 130V129H162ZM205 130V129H204ZM207 130H210V129H207ZM155 131V130H154ZM153 131V132H154ZM213 131V130H212ZM235 131V132H234ZM237 131V132H236ZM157 132V131H156ZM192 132H194V131H192ZM217 132V131H216ZM250 132V131H249ZM264 132V131H263ZM160 133H161V131H160ZM259 133V132H258ZM261 133V132H260ZM189 134H191V132H189ZM262 134V133H261ZM187 135H188V133H187ZM192 135V134H191ZM221 135H223L222 133H221ZM220 135V136H221ZM250 135V134H249ZM189 136V135H188ZM259 136H260V134H259ZM191 137V136H190ZM223 137V136H222ZM246 137H248V139H246ZM257 137H258V135H257ZM262 137H263V135H262ZM24 139H25V137H23ZM23 138H22V141H23ZM264 138V137H263ZM193 139H194V137H193ZM264 140V139H263ZM25 141H26V139H25ZM24 141V142H25ZM234 141H238V142H236L237 144H235L234 143ZM238 143H239V148H237V145H238ZM23 146V145H22ZM24 147V146H23ZM225 148V147H224ZM84 150V149H83ZM230 150V151H229ZM237 153H236V156H238L237 155ZM260 153H262V154H260ZM3 154V153H2ZM84 155H85V152L83 153ZM248 154H247V157H249L250 158V156H248ZM25 154H23V156H24ZM29 155V154H28ZM233 155H234V153H233ZM2 156V155H1ZM6 156V155H5ZM3 157V156H2ZM9 157H11V156H9ZM27 156L25 155V158H26ZM262 157H260V159L262 158ZM24 158V159H25ZM28 158V157H27ZM27 158L24 160V164H22V165H20V164H18V165H13L12 163H5V162H2V164H0V194H1V199L2 200H4L5 202H6V200H9L10 201V199L12 198V196L13 195H17V199H18V201L20 200V204L18 203V207L20 208V209H18L19 211H17V213H18V215H19V217H17L18 219H19V221H21V222H19V224H20V227L17 225V227L15 228V230H13L14 232L17 230V228L19 227V229L21 228V230H20V233L18 234V236H23V234H21V232L23 233H28L29 235H32V234H34V235H37L39 232H42V230H43V232H45L46 230H47V227L49 226V224L51 223V221L50 220H48V214H51L50 216H52V218H57V219H61V217H62V215L63 214H65L66 212H65V210H63V209H67L66 207L68 206V205H65L64 204V202H65V200H66V198H67V195L68 194H66L65 193V191H63L65 194H66V196H65V194L64 195H62V196H65V199H61L60 197V195L61 194H59V193H55L54 191H52V190H50V187L49 188H47V186H40V182H39V175H38V181H36L37 179H36V176H34V174H33V172H34V165H33V167H32V165H31V163H29V162H27L26 163V161H27ZM244 158H245V156H244ZM244 158H242V159H244ZM258 158V157H257ZM10 159H13V158H10ZM246 159H248V158H246ZM4 160H6V159H4ZM259 160V159H258ZM92 161V160H91ZM245 162H246V160H244ZM261 161H262V159H261ZM260 161V163H262ZM264 161V160H263ZM11 162V161H10ZM13 162V161H12ZM255 162V161H254ZM256 162H257V159H256ZM259 162V161H258ZM257 162V163H258ZM1 163V162H0ZM23 163V162H22ZM29 163V164H28ZM101 164H103V163H101ZM251 164H252V160H251ZM254 164V163H253ZM90 165H92L91 164V162H83V163H81L80 164V166H79V170H77V171H74V174L76 173V175H77V180H78V178L79 179H81V177L84 179V176L86 175V173L87 172H89L90 171V168L91 169H93L92 171L94 172V168H92ZM100 165V164H99ZM104 165V164H103ZM145 165H147V164H145ZM93 166V165H92ZM95 166H96V164H95ZM94 166V167H95ZM105 166V165H104ZM141 166V165H140ZM98 167H100V166H98ZM103 167V166H102ZM147 167H150V166H147ZM146 166H145V169L147 168ZM76 168V167H75ZM141 168V167H140ZM151 169H152V172H155V171H157L156 172V179H154V181H156L157 179V181H158V183H159V185H160V187H155V188H152V189H144L143 187H141V189H143V190H138L139 189V187L140 186H142V185H144V182H143V184H140L139 182L140 181H138V180H136L137 181V184H136V182H133V180H132V182L133 183H135L137 186H136V188H138L137 190H138V192H137V190L135 191L136 192V194H139L140 192L142 193V191L147 195V197H146V199L144 198V202L142 203L143 205V215H145V216H154V214L155 213H157V211L158 210H160V208L162 207V210H163V208H165V206H166V208H165V211H169L168 213H169V215H170V217L171 216H174V214L177 216V213H175L173 210L175 209V208H178L177 207V205L178 206H180V207H182V202L183 201H185V200H187L188 202L190 201L191 203H189V205H190V208H189V215H188V213H185L187 216H190V215H193L192 214V211L194 210V209H198V208H200L201 207V205L203 204V203H197V199H198V197L196 198V196L194 195V193H192V190H189V189H182L181 188V185H182V182H180V181H178L179 179L177 178V176L175 175V177L173 178L174 180H172L170 177H172V176H168V174L166 173H164L163 171H160V174H159V176H158V170H153L154 168H152V167H150ZM74 169V168H73ZM96 169H98V168H96ZM35 170H36V168H35ZM100 170H102V168L100 169ZM148 172H150V169L148 168ZM96 171V170H95ZM144 171H147V169L146 170H144ZM93 172H92V174H93ZM161 173H164V175L163 174H161ZM73 174V173H72ZM73 174V175H74ZM139 174V173H138ZM146 174H148V173H146ZM153 173H149L148 175H152ZM36 175V174H35ZM47 175V174H46ZM72 175V176H73ZM88 175V176H87ZM87 175H86V177H89V173H87ZM91 175V174H90ZM154 175H155V173H154ZM153 175V176H154ZM166 175H167V177H166ZM108 176V175H107ZM85 177V178H86ZM175 178H177V180L175 179ZM36 179V180H35ZM86 179L88 180V181H86ZM85 179V181H86V184H87V182H88V184H87V187L88 188H90V187H95V188H97V187H99L101 184H104V183H108L109 181H111L112 179H111V177L110 176H108V177H103V175H102V173L98 170V172L95 174H93L92 176H90V179H88V178H86ZM143 179V178H142ZM170 179V180H169ZM262 179V178H261ZM81 183L82 182H84V181H81V180H79ZM259 182H260V180H258ZM166 182L167 183H171V184H173L172 186H173V188H171V196H170V194H169V202H168V204H164L163 205V203L164 202H166V201H164V202H162V200H161V198L160 197H158L159 196V193H160V195L162 196V194H163V196H164V193H165V191H162V185L163 184H165L166 185ZM259 182L257 183V185H259ZM262 182H264V180L262 179ZM261 182V183H262ZM45 183V182H44ZM85 183V182H84ZM132 183V184H133ZM142 183V182H141ZM153 183V182H152ZM152 183H150V184H152ZM181 185H180V184ZM200 183H201V181H200ZM47 184H49V183H47ZM139 184H140V186H139ZM146 184V183H145ZM150 184H146V186H147V188H150L151 187V185ZM154 184V183H153ZM152 184V185H153ZM171 184H168L169 186H171ZM105 185V184H104ZM150 185V186H149ZM260 185H262V184H260ZM83 186V185H82ZM85 186V185H84ZM187 185H185V187H186ZM43 187H46V188H43ZM254 187H256V184H255V186ZM261 187V186H260ZM253 188V187H252ZM258 188H259V186H258ZM262 188V187H261ZM84 189H86V187H84ZM134 190H135V188H134V184H133V191H131L132 193H134L135 194V192H134ZM253 190H255V188H253L252 189V191ZM262 190H263V188H262ZM77 191V190H76ZM75 190H74V192H76ZM84 191V190H83ZM140 191V192H139ZM163 193H162V192ZM195 191V190H194ZM167 192V191H166ZM61 193V192H60ZM85 193V192H84ZM162 193V194H161ZM253 193V192H252ZM256 193V192H255ZM262 193L264 194V192L262 191ZM59 195L58 197L57 196H55V195ZM63 194V193H62ZM167 194V193H166ZM124 195V196H123ZM168 195V194H167ZM122 196L124 197V198H122ZM122 196L119 198V199H116L112 204H104V202H103V204L107 207L106 209H107V212H109V210H111L112 212H114V214H115V216L112 218V224H110V227L108 228V229H102L101 230V233L103 232V235H99L98 233L100 232V230H97L98 229V227L99 226H97L96 224H97V222L98 221H96V220H87V224H88V226H87V229L86 230H84V231H86L85 233H84V231H82L84 234H82V235H80V237H78V236H76V238H75V234H74V236L72 237V240L75 238L76 240H74V242L71 240V242H73L72 243V245L76 248V250L79 252V254L78 255H80V257H83L84 256V254H85V252L87 251V249H88V247L90 246V242L92 241V240H94V239H101L102 238V236H108V235H110V234H112L113 232H114V230L117 228V226H119L122 222H123V220L124 219H126L127 220V218H123V216H129L130 214L131 215H134L135 216V214L133 213L132 214V210L134 209H137V210H139V209H141L142 207H138L136 204H138L137 203V201H135V199L133 198L134 197V195L131 197V196H129V192H126V191H123L122 192ZM257 196H259V195H257ZM229 197V196H228ZM14 198V197H13ZM15 198H16V196H15ZM133 198V199H132ZM253 198V197H252ZM255 198V197H254ZM260 198V197H259ZM226 199H227V196H226ZM229 199V198H228ZM227 199V200H228ZM193 200V201H192ZM4 201H1L0 200V204H2V202L4 203ZM15 201V200H14ZM13 201V202H14ZM139 201L140 202H142V199H140L139 198ZM186 201V202H187ZM260 201V200H259ZM261 201H264V199H262ZM17 202V201H16ZM80 203H81V201H79ZM254 202V201H253ZM78 203V202H77ZM251 203V205H250V208H251V206H252V201L250 202ZM255 203V202H254ZM6 204V203H5ZM102 204V203H101ZM262 204V203H261ZM4 205V204H3ZM217 205V204H216ZM216 205H213L212 206V210L214 209V208H216ZM78 206H80V205H78ZM105 206H103L102 207V205H101V207L105 210ZM140 206V205H139ZM164 206V207H163ZM2 207H0V209H1ZM17 208V207H16ZM108 208H109V210H108ZM139 208V209H138ZM167 209V210H166ZM210 208H209V210L207 209L206 210V212L204 213V215H207V216H205L206 218H207V221L209 222V224H211V228H210V230H209V233H207V235L205 236V237H207V238H204V242H202L203 244H201L200 245V247L199 246H197L198 248H200L201 250H206L207 248L210 250V248L209 247H212V249L214 248V249H217L215 252H214V256H213V253L211 254L213 257H205V258H208V259H211V260H209V261H207V259L205 260V261H207V262H205V263H207V264H246V262H243L244 261V257H243V259L241 258V260H240V262H239V258L237 259V262H236V252H235V249L234 248H229L228 246H227V243H229L230 242V240H231V236L227 233L228 232V230H227V232H222L221 231V228L222 229H224V227H226V226H224V227H219V225H217V223H214L213 222V217H214V211H212ZM264 209V208H263ZM249 210V209H248ZM106 211V210H105ZM136 211V210H135ZM2 212V211H1ZM174 212V213H173ZM263 213V212H262ZM1 214V213H0ZM14 215H15V213H14ZM61 215V217L60 218H58V217H56V216H60ZM197 215V214H196ZM133 216V217H134ZM151 216V217H152ZM3 217V216H2ZM15 217V218H16ZM169 217V216H168ZM195 218V217H194ZM217 218V217H216ZM4 219V218H3ZM17 219V220H18ZM192 219V218H191ZM7 220V219H6ZM5 220V221H6ZM130 220V219H129ZM195 220H196V218H195ZM194 220V221H195ZM261 220V219H260ZM205 221V220H204ZM220 221H221V219H220ZM264 220H262V222H263ZM3 222H4V220H3ZM12 222V221H11ZM15 222H16V224H18L17 222L18 221H16V219H15ZM53 222V221H52ZM192 222V221H191ZM196 222H198V221H195V223ZM201 222H203V221H201ZM222 222V221H221ZM262 222H261V224H262ZM7 223H9V222H7ZM7 223H6V225H7ZM54 223V222H53ZM200 223V222H199ZM1 224H2V222H1ZM4 224V225H3ZM2 225H1V231L0 232H2V234L4 233L5 234V236H6V233L5 232H7L8 233V235H10L11 233H13L12 231L11 232H8L9 230L8 229H10V228H8L7 229V226L5 225V223H3ZM11 224H14V225H16L14 222L13 223H11ZM205 224H206V221H205ZM208 224V225H209ZM190 225V224H189ZM194 225V224H193ZM197 225H198V223H197ZM203 225V224H202ZM202 225H201V227H202ZM207 225V224H206ZM207 225V226H208ZM3 226V227H2ZM6 226V227H5ZM196 226V225H195ZM195 226H193L194 228H195ZM204 226V225H203ZM210 226V225H209ZM208 226V227H209ZM228 226V225H227ZM261 226H263V224L261 225ZM8 227H11V226H8ZM14 227V226H13ZM97 227V228H96ZM199 227V226H198ZM203 228V227H202ZM247 228V227H246ZM261 228V227H260ZM259 228V229H260ZM19 229H18V231H19ZM198 229L199 228H197L196 227V230L198 231ZM227 229H228V227H227ZM249 229H250V227H249ZM258 229V228H257ZM256 229V230H257ZM263 229H264V226H263ZM262 229V230H263ZM11 230V229H10ZM200 230V229H199ZM245 230V229H244ZM243 230V232H247V231H244ZM252 230V229H251ZM68 231V230H67ZM99 231V232H98ZM189 231V230H188ZM187 231V232H188ZM258 231V230H257ZM257 231H255V233L257 232ZM260 231V230H259ZM17 232V231H16ZM199 232H201V231H199ZM261 232V231H260ZM10 233V234H9ZM32 233V234H31ZM194 233H196L195 232V229H194ZM193 233V234H194ZM224 233V234H223ZM248 233H250V232H248ZM252 233V232H251ZM3 234V235H4ZM17 234H16V236H17ZM81 234V233H80ZM186 234H188V233H186ZM223 234V235H222ZM226 234H228L229 235V238H228V236L226 235ZM245 234V233H244ZM243 234V235H244ZM14 235H15V233H14ZM13 235V236H14ZM77 235V234H76ZM15 236V237H16ZM22 236L20 237V238H22ZM26 236H27V234H26ZM201 236H203L202 234L200 235V233H199V237H201ZM246 236H248V234L246 233ZM259 236V235H258ZM1 237H2V235H1ZM12 237V236H11ZM188 237V236H187ZM194 237H195V234H194ZM243 237V236H242ZM253 237V236H252ZM252 237H250V235H249V238H252ZM3 238V237H2ZM34 238H35V236H34ZM196 238H197V236H196ZM240 238V237H239ZM253 238H255V236L253 237ZM256 238H257V235H256ZM26 239V238H25ZM193 239V238H192ZM198 239V238H197ZM195 240V239H194ZM248 240V239H247ZM257 240V239H256ZM258 240L260 241V239L258 238ZM21 241V240H20ZM216 241H217V243H216ZM255 241V240H254ZM253 241V242H254ZM263 241V240H262ZM19 242V241H18ZM17 242V243H18ZM22 242H24V240L22 241ZM191 242H192V240H191ZM256 242V241H255ZM264 242V241H263ZM20 243V242H19ZM25 243V242H24ZM61 243V242H60ZM190 243V242H189ZM216 243V244H215ZM240 243V242H239ZM237 244V247L238 246H240V244ZM248 243V242H247ZM251 243V242H250ZM262 243V242H261ZM21 244H23V243H21ZM20 244V245H21ZM196 245H197V242L195 243ZM210 244L212 245V246H210ZM231 244V243H230ZM234 244V243H233ZM245 244V243H244ZM259 244V243H258ZM2 245H3V243H2ZM5 245V244H4ZM57 245H59V244H57ZM203 245V246H202ZM213 245L215 246V247H217V248H215V247H213ZM7 246V245H6ZM15 246V245H14ZM17 246V245H16ZM18 246H19V244H18ZM61 246V245H60ZM60 246H58V247H60ZM192 246H193V244H192ZM195 246V245H194ZM235 246H236V243H235ZM245 246H247V245H245ZM11 247V246H10ZM23 247V246H22ZM63 247V246H62ZM74 247H73V249H74ZM185 247V246H184ZM187 247V246H186ZM186 247H185V249H186ZM191 247V246H190ZM242 247V246H241ZM240 247V248H241ZM255 247V246H254ZM258 247V246H257ZM13 248V247H12ZM18 247H16V249H17ZM19 248H21V246L19 247ZM64 248V247H63ZM226 249L227 251H222V250H220V249ZM259 248V247H258ZM260 248H261V245H260ZM15 249V247H14V250H16ZM189 249V248H188ZM187 249V250H188ZM246 249V248H245ZM252 249H254V248H252ZM13 250V249H12ZM14 250H13V252H14ZM190 250V249H189ZM200 250V251H201ZM220 250V251H219ZM240 250V249H239ZM258 250V249H257ZM260 250V249H259ZM77 251H74V252H77ZM199 251V250H198ZM197 251V252H198ZM199 251V252H200ZM210 251H212V250H210ZM237 251V250H236ZM241 251V250H240ZM247 251L249 252V249H247ZM255 251V250H254ZM77 252V253H78ZM223 252H224V254H223ZM191 253H193V252H191ZM195 254H196V252H194ZM253 253V252H252ZM256 253H257V251H256ZM68 256H69V258H67V262L65 263V264H79L80 262H79V259H80V257H77V255L76 254H74V253H68L67 254ZM244 255V254H243ZM252 255H255V254H252ZM196 256H197V254H196ZM196 256H195V258H196ZM206 256V255H205ZM249 256H250V253H249ZM257 256V255H256ZM255 256V257H256ZM238 257V256H237ZM246 257V256H245ZM248 257V256H247ZM246 257V258H247ZM252 257V256H251ZM250 257V258H251ZM202 258H204V256L202 257ZM253 258V257H252ZM251 258V259H252ZM259 258V257H258ZM259 260V259H258ZM258 260H256L255 259V263H256V261H258ZM201 261V260H200ZM252 261V260H251ZM253 262V261H252ZM259 263V262H258ZM196 264V263H195ZM199 264H200V262H199ZM203 264V263H202ZM249 264V263H248ZM252 264V263H251ZM253 264H254V262H253Z\"/></svg>",
    "mask_w": 264,
    "mask_h": 264
},
{
    "label": "crops",
    "instance_id": "obj_3",
    "mask_svg": "<svg viewBox=\"0 0 264 264\" xmlns=\"http://www.w3.org/2000/svg\"><path fill=\"white\" fill-rule=\"evenodd\" d=\"M102 247L111 256L107 264H169L162 238L148 224L120 229L109 235ZM6 264H49V257L43 260L35 255L23 254Z\"/></svg>",
    "mask_w": 264,
    "mask_h": 264
},
{
    "label": "built area",
    "instance_id": "obj_4",
    "mask_svg": "<svg viewBox=\"0 0 264 264\" xmlns=\"http://www.w3.org/2000/svg\"><path fill=\"white\" fill-rule=\"evenodd\" d=\"M111 260V256L105 253L102 246L94 248L91 256V263L93 264H107Z\"/></svg>",
    "mask_w": 264,
    "mask_h": 264
}]
</instances>
